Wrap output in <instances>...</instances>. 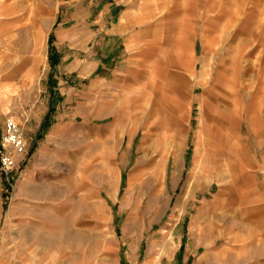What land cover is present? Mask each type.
Masks as SVG:
<instances>
[{
	"label": "rangeland",
	"instance_id": "374dc122",
	"mask_svg": "<svg viewBox=\"0 0 264 264\" xmlns=\"http://www.w3.org/2000/svg\"><path fill=\"white\" fill-rule=\"evenodd\" d=\"M9 120L26 150L0 171V264H147L156 240L195 264L211 197L261 195L264 0H0V140Z\"/></svg>",
	"mask_w": 264,
	"mask_h": 264
},
{
	"label": "crops",
	"instance_id": "0c3cea01",
	"mask_svg": "<svg viewBox=\"0 0 264 264\" xmlns=\"http://www.w3.org/2000/svg\"><path fill=\"white\" fill-rule=\"evenodd\" d=\"M127 41L129 44L131 38H129ZM104 85H106V83H104ZM88 129L87 140L91 142V125H89ZM92 140H95V137H93ZM46 143L48 145L51 144L50 142ZM40 154L41 151H39L38 156ZM37 160L39 162L40 158H35V161L31 165L32 169L30 173L25 174L23 178L27 189L35 188V186L32 184L34 177L30 174H33L37 171ZM249 189H251L253 192H255L257 189L260 190V197L254 196L246 198L245 200L248 199V203L245 204L244 202V205L236 207L228 206V202H226L225 205L220 206L218 200L219 197H211L210 210L213 214L210 215L215 216L214 220H211V222L213 221V225L212 227L211 225L208 227L204 224H201L200 227L196 226L195 232L194 227L189 228L190 234L186 236V252L188 253L186 255V252L184 253L185 258L183 262L187 263L191 260V262L195 264H214L217 262L229 261V256L234 257L237 255L240 257L247 254L248 262L252 260V258H256L259 262L264 263V179L258 180L256 184ZM26 192L28 193H21V195L24 194L25 196L22 195L20 198L24 199L26 206H30L35 196L30 193L33 191ZM37 204V202H34L30 207L36 206ZM61 213L63 214L66 212L62 211L61 208ZM225 214L228 218L220 217ZM225 219H228V221L231 222L229 223L227 221V223H225ZM201 232L211 234L208 236L212 244H210V247L206 252H203V250L197 245V243L199 245L201 243L200 240H198L202 236ZM165 241L167 242V240H164L163 243H165ZM168 241L170 242V240ZM156 243H158L157 240L154 241V244L151 248L150 255L147 258V264H175L176 251L170 253V256H168V252L165 250V248ZM256 247L258 248V256L250 258L251 255L256 253ZM84 255L85 254H83L82 257L85 262ZM106 258V250L103 249L98 259L102 262H105ZM86 259H88L87 262L90 263V258Z\"/></svg>",
	"mask_w": 264,
	"mask_h": 264
},
{
	"label": "built area",
	"instance_id": "2783aa9c",
	"mask_svg": "<svg viewBox=\"0 0 264 264\" xmlns=\"http://www.w3.org/2000/svg\"><path fill=\"white\" fill-rule=\"evenodd\" d=\"M26 141L21 127L7 121L0 140V171L9 173L17 166V156L25 153Z\"/></svg>",
	"mask_w": 264,
	"mask_h": 264
}]
</instances>
